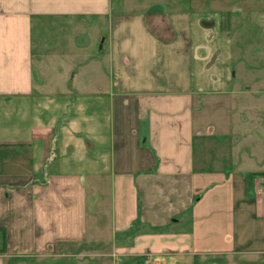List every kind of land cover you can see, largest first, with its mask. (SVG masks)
Returning <instances> with one entry per match:
<instances>
[{"label": "crops", "instance_id": "crops-1", "mask_svg": "<svg viewBox=\"0 0 264 264\" xmlns=\"http://www.w3.org/2000/svg\"><path fill=\"white\" fill-rule=\"evenodd\" d=\"M261 52L264 0H0V264H264Z\"/></svg>", "mask_w": 264, "mask_h": 264}, {"label": "rangeland", "instance_id": "rangeland-1", "mask_svg": "<svg viewBox=\"0 0 264 264\" xmlns=\"http://www.w3.org/2000/svg\"><path fill=\"white\" fill-rule=\"evenodd\" d=\"M220 28L222 30H224L225 28H228L225 21H223L220 24ZM222 30H221V32H222ZM215 34H216V31H214V29L211 30L210 36H209L210 38L209 39H211V40L214 41ZM263 54H264V52H261V53H258V54L255 53V56H256L255 57V59H256L255 68H258V67L263 66V63L260 64L258 62V58H259L258 56H261ZM208 55L209 56H208V58H207V60L205 62H207L209 60V58L213 55V53H209ZM215 56H216V53H214V57ZM234 56L237 57V58H242L243 56H245V58H246V54L243 53V52L234 53ZM224 58H225L224 60H226L227 67L221 68L220 63L218 61H216V62L213 63V65L210 66V68L208 70L205 71V75L204 76H206V77H209L210 75L211 76H219L221 73H224L225 72L226 73V76H227L226 78H229L230 81H223V83L220 82V81H212L211 84L204 85V86H202V88L203 89H221L222 87H225V85L230 86L232 83H235L236 82L235 79L233 78L234 73H235V75H238V77H240L242 75V77L244 78V80H247V82H248L245 85L251 86V83L253 81L252 78L255 76L254 73L256 72L255 69H253V68L247 69L246 67H243L242 68V65L240 63H237L235 65V61L232 60V59H228V56L226 54H225V57ZM208 63H210V62H208ZM54 64L55 63H53V65ZM194 73H195V75H198L197 74L198 73L197 70H195ZM236 80L238 81V79H236ZM262 92L264 93V88H263ZM255 126H256V129H255L256 130V136L257 137H260V133H259L258 130H260L264 134V117L263 116H260V117L256 118ZM256 136H254V137H256ZM262 138H264L263 135H262ZM262 138H260L259 140H262ZM261 142L264 145V141H261ZM257 153H263V156H264V151L263 152L256 151V154ZM79 249H81V248H79ZM76 251H79V250L77 249Z\"/></svg>", "mask_w": 264, "mask_h": 264}, {"label": "built area", "instance_id": "built-area-1", "mask_svg": "<svg viewBox=\"0 0 264 264\" xmlns=\"http://www.w3.org/2000/svg\"><path fill=\"white\" fill-rule=\"evenodd\" d=\"M264 181V180H263ZM264 183V182H263ZM256 193L257 194H262L264 195V184L263 185H260L257 190H256Z\"/></svg>", "mask_w": 264, "mask_h": 264}]
</instances>
